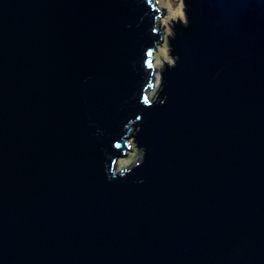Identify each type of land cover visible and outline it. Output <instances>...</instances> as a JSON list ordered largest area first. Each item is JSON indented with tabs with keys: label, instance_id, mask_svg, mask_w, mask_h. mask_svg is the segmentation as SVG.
<instances>
[{
	"label": "water",
	"instance_id": "1",
	"mask_svg": "<svg viewBox=\"0 0 264 264\" xmlns=\"http://www.w3.org/2000/svg\"><path fill=\"white\" fill-rule=\"evenodd\" d=\"M181 2L149 99L155 0H0V264H264V0Z\"/></svg>",
	"mask_w": 264,
	"mask_h": 264
},
{
	"label": "rangeland",
	"instance_id": "2",
	"mask_svg": "<svg viewBox=\"0 0 264 264\" xmlns=\"http://www.w3.org/2000/svg\"><path fill=\"white\" fill-rule=\"evenodd\" d=\"M158 7L163 10L161 17L158 19L159 26L164 29V42L158 46L154 52V65L156 68L155 81L153 88L149 89V99L156 95L159 87L160 75L159 71L162 69L164 62L171 63L172 59L168 53L167 36L171 35L172 21L177 18L183 19V10L181 0H155ZM131 150L127 151L125 157H121L116 162V170H125L130 168L133 164L141 159L142 151L136 149L135 145L130 141Z\"/></svg>",
	"mask_w": 264,
	"mask_h": 264
},
{
	"label": "bare ground",
	"instance_id": "3",
	"mask_svg": "<svg viewBox=\"0 0 264 264\" xmlns=\"http://www.w3.org/2000/svg\"><path fill=\"white\" fill-rule=\"evenodd\" d=\"M155 78H156V76H155ZM155 78H154V81H155Z\"/></svg>",
	"mask_w": 264,
	"mask_h": 264
}]
</instances>
